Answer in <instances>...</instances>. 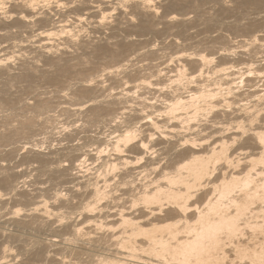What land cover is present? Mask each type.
Wrapping results in <instances>:
<instances>
[{
    "label": "bare ground",
    "instance_id": "1",
    "mask_svg": "<svg viewBox=\"0 0 264 264\" xmlns=\"http://www.w3.org/2000/svg\"><path fill=\"white\" fill-rule=\"evenodd\" d=\"M0 264H264V0H0Z\"/></svg>",
    "mask_w": 264,
    "mask_h": 264
}]
</instances>
